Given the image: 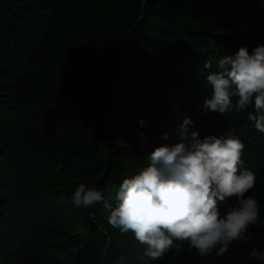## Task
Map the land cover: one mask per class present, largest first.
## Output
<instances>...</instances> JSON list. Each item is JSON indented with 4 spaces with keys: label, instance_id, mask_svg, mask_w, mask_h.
I'll use <instances>...</instances> for the list:
<instances>
[{
    "label": "trees",
    "instance_id": "trees-1",
    "mask_svg": "<svg viewBox=\"0 0 264 264\" xmlns=\"http://www.w3.org/2000/svg\"><path fill=\"white\" fill-rule=\"evenodd\" d=\"M262 43L264 0H0V264H264L250 256L264 250V225L223 256L175 241L182 252L154 260L108 223L103 202L71 201L84 183L114 206L122 180L157 146L179 142L190 117L189 135L243 141L241 170L256 177L247 195L264 220L254 108L205 112L201 71Z\"/></svg>",
    "mask_w": 264,
    "mask_h": 264
},
{
    "label": "clouds",
    "instance_id": "clouds-1",
    "mask_svg": "<svg viewBox=\"0 0 264 264\" xmlns=\"http://www.w3.org/2000/svg\"><path fill=\"white\" fill-rule=\"evenodd\" d=\"M201 71L211 88L203 102L205 112L225 114L252 106L248 119L264 133V43L251 53L241 47L234 55L220 58L215 70L211 61H204ZM192 123L190 117L183 119L177 129L179 142L157 146L146 166L122 180L114 206L101 190L84 183L72 193L73 205L87 209L103 202L110 210L108 223L122 233H133L154 260L173 247L175 255L182 252V244L175 241L187 242L189 251L206 257L214 252L223 256L233 242L250 240L249 228L261 227L264 220L257 199L247 195L256 177L250 170H241L245 145L232 134L203 139L198 131L189 135ZM230 198L235 201L222 214L220 205ZM250 256L264 262V250L253 247Z\"/></svg>",
    "mask_w": 264,
    "mask_h": 264
}]
</instances>
